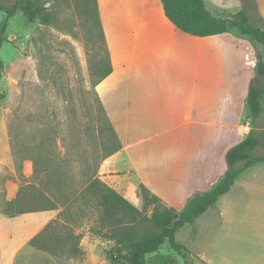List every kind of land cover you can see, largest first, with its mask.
<instances>
[{
  "label": "crops",
  "instance_id": "crops-1",
  "mask_svg": "<svg viewBox=\"0 0 264 264\" xmlns=\"http://www.w3.org/2000/svg\"><path fill=\"white\" fill-rule=\"evenodd\" d=\"M203 1L217 18L250 14L254 6L264 19V0ZM146 3L98 0L113 71L95 90L121 143L98 175L138 208L143 185L181 211L226 175L230 150L264 131V114L253 117L247 103L251 86L261 82L256 67L264 50L236 30L178 38L164 8ZM262 145L254 156L264 155L256 154ZM63 210L0 213V264H16ZM200 218L205 227L215 220L213 235L196 245L206 264H264L257 258L264 253V163L240 174Z\"/></svg>",
  "mask_w": 264,
  "mask_h": 264
},
{
  "label": "rangeland",
  "instance_id": "rangeland-1",
  "mask_svg": "<svg viewBox=\"0 0 264 264\" xmlns=\"http://www.w3.org/2000/svg\"><path fill=\"white\" fill-rule=\"evenodd\" d=\"M15 2L0 0V7L9 8ZM48 4L52 14L48 26L39 20L28 23L21 11L9 19L7 41L0 53L5 64L0 79V213L10 197L17 199L21 188L31 194L28 188L37 182L35 166L50 164L59 170L58 175L78 180L81 171L94 164V157L103 149L101 142L109 135L94 93L98 79L94 66L105 52L96 38L93 19L83 16L78 0H51ZM249 11L258 20L255 7ZM6 16L0 9V24ZM259 136L264 143V131ZM256 154H264V144ZM146 213L150 215L151 209ZM99 218L91 197L84 206L66 210L62 222L72 223L76 234H84L78 256H54L27 247L16 264H115L107 254L114 242L93 232ZM208 222L205 227L199 218L178 232L176 239L189 249L187 259L165 243L157 254L147 257L148 264H157L158 256L166 258V264H206L197 246L215 232V220ZM247 235L240 230V237L249 238ZM257 258L264 259V253Z\"/></svg>",
  "mask_w": 264,
  "mask_h": 264
},
{
  "label": "trees",
  "instance_id": "trees-1",
  "mask_svg": "<svg viewBox=\"0 0 264 264\" xmlns=\"http://www.w3.org/2000/svg\"><path fill=\"white\" fill-rule=\"evenodd\" d=\"M51 0H16L9 8L0 7L6 12V19L0 24V53L6 39L9 19L18 11L23 12L28 23L39 20L48 26L52 22V14L47 10ZM78 5L85 18L91 17L97 28V39L101 42L105 56L95 63L94 74L98 76L94 84V93L105 116L108 137L103 140L101 153L94 157V164L81 171L79 179L58 175L59 170L48 164L42 168L35 166L34 174L37 182L29 189L21 188L16 200L6 203L1 211L3 215L15 217L29 212L64 209L56 220L51 222L41 233L29 242V247L47 252L54 256L67 255L76 257L81 253L80 244L83 233L76 234L72 223L64 224L62 218L66 210L77 205L87 204L93 198L100 212L99 225L93 228L98 236L114 242L113 248L107 252L115 264H148L147 257L157 254L165 243L183 259H187L189 249L180 243L176 236L187 225L194 224L218 200L230 192L235 181L244 171L254 165L264 163L263 156H254L252 152L262 145V139L255 131L238 146L228 152V171L208 192L196 194L190 198L181 211L162 203L145 186L140 193L144 201L143 209H139L121 194L116 192L99 175L101 163L121 149L118 135L114 131L95 90L98 83L107 78L113 71L106 36L101 21L98 0H78ZM146 5L162 6L167 18L176 27L178 38L183 36L209 37L222 35L236 30L242 36L253 38L264 50V19L258 16L254 20L246 10H240L230 18L214 17L206 8L203 0H147ZM261 24V25H259ZM5 64L0 56V79ZM257 74L261 82L253 84L247 98L252 116L264 114V61L259 60ZM36 165V164H35ZM242 165L241 167H239ZM27 203V205H26ZM24 205H26L25 208ZM151 209V214L146 212ZM166 258L157 257V264H166Z\"/></svg>",
  "mask_w": 264,
  "mask_h": 264
},
{
  "label": "water",
  "instance_id": "water-1",
  "mask_svg": "<svg viewBox=\"0 0 264 264\" xmlns=\"http://www.w3.org/2000/svg\"><path fill=\"white\" fill-rule=\"evenodd\" d=\"M50 4H47V6H49Z\"/></svg>",
  "mask_w": 264,
  "mask_h": 264
}]
</instances>
